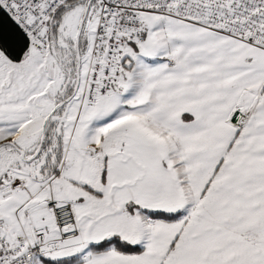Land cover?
Returning <instances> with one entry per match:
<instances>
[{
	"label": "snow or ice",
	"instance_id": "1",
	"mask_svg": "<svg viewBox=\"0 0 264 264\" xmlns=\"http://www.w3.org/2000/svg\"><path fill=\"white\" fill-rule=\"evenodd\" d=\"M0 264H264V0H0Z\"/></svg>",
	"mask_w": 264,
	"mask_h": 264
}]
</instances>
